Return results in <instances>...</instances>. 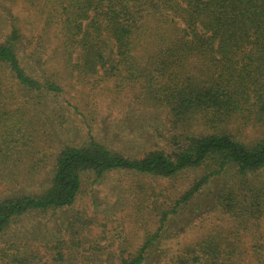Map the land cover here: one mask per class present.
I'll return each mask as SVG.
<instances>
[{
    "label": "trees",
    "instance_id": "1",
    "mask_svg": "<svg viewBox=\"0 0 264 264\" xmlns=\"http://www.w3.org/2000/svg\"><path fill=\"white\" fill-rule=\"evenodd\" d=\"M110 90L133 153L80 110ZM116 172L118 221L95 209ZM263 215L264 0H0V264H264Z\"/></svg>",
    "mask_w": 264,
    "mask_h": 264
},
{
    "label": "rangeland",
    "instance_id": "2",
    "mask_svg": "<svg viewBox=\"0 0 264 264\" xmlns=\"http://www.w3.org/2000/svg\"><path fill=\"white\" fill-rule=\"evenodd\" d=\"M8 11H10L9 14L15 17L14 19L23 27V30H25V33L27 35L35 34L37 30H39L40 28L39 21L36 17V11L34 8H27L23 6L22 4H16L10 7ZM4 12L7 13V10H4ZM106 88L113 89V90L117 89L115 84L113 83L106 84ZM75 89L79 90L80 85L79 84L76 85ZM112 93L113 91L110 90V94H108L109 96H107V98L105 99H103V97L97 98V99L102 100L98 102V105H99L98 107L95 105V101H96L95 99L86 100L84 102V105L80 103L81 105L80 110L83 113H85L89 118L92 117V115L94 114H96V116H100L99 119L103 120L104 125L107 126V128L104 129V133L109 132V128H110V132H112L114 128L118 129L119 134H120L119 137H115L112 143L108 139L111 146L113 148H119L125 151L126 153H133L136 150H134L135 148L131 147L130 145L131 143L136 144V132H135L136 131V111H133L132 109H130L131 107H128L126 104H124L123 101L120 100L118 97L113 96ZM77 100L78 99H75L74 102H76ZM96 108L97 109L99 108V111H97ZM71 120L75 122L73 118H71ZM73 127H74V124H73ZM73 130H75L74 133H78L80 136L76 137L73 134L66 133L65 135L67 136L65 138L72 139V140L73 139L79 140L80 137H82V130L77 129V128ZM129 176L130 175L124 172L113 173L111 177L109 178L110 181L108 182V184L100 186V190H98L97 192L98 194H96L97 196H95L99 205L95 209L107 211V209L110 208V210H116L115 211L116 212L115 221H118L120 217H124V215L127 212L128 205L124 209V206L122 205L123 200L120 197V193L118 190L114 188L117 185H121L123 188L127 189L126 185H127V182L129 181L128 180ZM181 180L183 183H185L186 177ZM126 194L127 193H125V196ZM126 198L128 197L126 196ZM123 199L125 201L124 197ZM92 200L93 199H91V201ZM198 223H200V221H196L193 224H191L184 238L196 235V233H201L202 230L205 229V227H202ZM209 223H210V218H208L204 222V224H209ZM112 224H113L112 222L107 224L105 239L102 242L107 245L110 243L117 245L115 237H114V233L112 231V226H111ZM261 224L263 227L264 226V215H263ZM121 226L125 228V233H127L128 229L132 230L133 233L131 234L132 236L134 235L135 237L136 235L139 236L144 233L143 229L140 228L141 229L140 230L138 227H136V224L130 221L128 222L127 218L125 221L122 222ZM134 229L136 230L134 231ZM99 231H100V225H97L96 232L98 233ZM182 236H184V234ZM178 240H181V237H179Z\"/></svg>",
    "mask_w": 264,
    "mask_h": 264
}]
</instances>
